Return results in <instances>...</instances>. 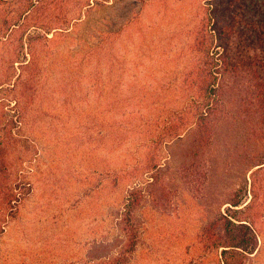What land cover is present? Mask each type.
I'll use <instances>...</instances> for the list:
<instances>
[{
	"label": "rangeland",
	"instance_id": "374dc122",
	"mask_svg": "<svg viewBox=\"0 0 264 264\" xmlns=\"http://www.w3.org/2000/svg\"><path fill=\"white\" fill-rule=\"evenodd\" d=\"M218 4L101 0L81 9L74 2L64 6L66 26L0 44V264L114 259L134 189L144 192L130 218L137 241L118 264H217L203 228L235 209L258 237L244 263L264 264V167L255 163L264 140L244 106L245 80L221 79V114L203 159L192 163L190 131L177 130L218 50ZM174 132L183 138L172 139ZM152 176L158 182L148 195ZM6 191L23 194L13 210Z\"/></svg>",
	"mask_w": 264,
	"mask_h": 264
},
{
	"label": "trees",
	"instance_id": "16d2710c",
	"mask_svg": "<svg viewBox=\"0 0 264 264\" xmlns=\"http://www.w3.org/2000/svg\"><path fill=\"white\" fill-rule=\"evenodd\" d=\"M98 1L101 0H0V44L12 45L16 43L17 33L25 35L33 29L48 34L56 29L55 26H66L70 23L68 13H63L64 6L67 8L75 2V7L83 9ZM219 2L220 6L218 4L214 10L217 15L214 31L218 50L208 55L205 69L201 70L202 78L197 80L194 86L195 92L190 98L196 106L178 114L177 130L187 128L190 131L188 139L186 138L184 142L188 151L186 156L193 161L192 163L203 159L210 146L213 124L221 114V97L225 91L221 79L226 76L242 77L245 80L247 93L244 106L255 120L257 127L255 134L264 140V0ZM55 10L61 15L56 16ZM45 17L48 20L43 24ZM34 39V35L26 37L30 49ZM17 43L21 48L25 45L20 36ZM8 55L9 64L16 63L10 52ZM171 135L175 140L180 141L183 138L181 133L174 132ZM255 161L256 165L264 167V154L257 156ZM5 167L4 148L0 154V178L5 173ZM3 181L4 178L1 182ZM157 182L158 179L152 176L148 184V195H152L150 188ZM6 193V204L13 210L20 200V195L23 194H13L11 191ZM143 194L140 189H134L128 194L118 223L125 236L123 251L118 252L114 259L109 258L107 262L98 264H116L121 261V255L130 254L134 250L137 230L130 218L132 210L139 204ZM230 204L232 207H239L240 202L233 199ZM237 211L240 210L228 211L227 214L220 212L203 228V239L207 246L218 251L217 264H245L247 256L253 254L257 248L258 237L253 227L247 220H242Z\"/></svg>",
	"mask_w": 264,
	"mask_h": 264
}]
</instances>
